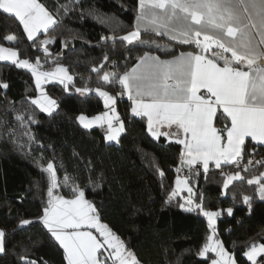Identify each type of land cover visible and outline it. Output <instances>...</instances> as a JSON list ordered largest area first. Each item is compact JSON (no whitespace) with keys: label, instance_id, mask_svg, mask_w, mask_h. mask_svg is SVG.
Returning a JSON list of instances; mask_svg holds the SVG:
<instances>
[{"label":"snow or ice","instance_id":"snow-or-ice-1","mask_svg":"<svg viewBox=\"0 0 264 264\" xmlns=\"http://www.w3.org/2000/svg\"><path fill=\"white\" fill-rule=\"evenodd\" d=\"M61 10L67 13L68 8L59 5L50 10L40 0H0V12L14 17L22 25L27 40L42 50L45 57L44 61L40 56L34 61L21 58L22 52L17 48L0 45V61L30 71L39 95L27 97L26 103L49 116L58 111L59 102L43 86L59 83L71 95L70 85L76 79L59 58L48 60L51 56L48 46L56 43L55 36L36 43L41 34L55 31L61 25ZM135 11L130 31L119 36H102L101 40L111 41L114 46L119 41L128 46V52L141 45L149 50L122 73L104 71L110 60L107 53L99 64H93L90 72L97 74L103 85L118 84L122 91L114 95L104 87H76L74 91L81 97L98 95L106 109L91 117L81 113L76 120L87 130L94 126L105 128L104 140L119 143L126 127L117 110V99L127 95L131 117L146 119V131L155 141L163 139L181 146V167L175 171L187 169L189 174L177 175L168 200L180 198L181 209L197 211L206 218L207 234L197 252L198 258L205 264H237L236 255L225 247L217 227L218 219L225 212L232 216L234 209L206 208L204 194L195 186L198 181L194 178L202 170L207 179L211 166L222 177V195L240 183L254 186L258 198L264 201V170L256 172L258 168L264 169V156L257 159L259 153L255 148L252 151L247 148L249 141L264 146V0H137ZM142 33H152L167 38L177 47L193 50L177 52L175 47L142 39ZM4 39L18 42L14 34ZM62 43L67 47V40ZM156 51H163L170 58H162ZM46 63L54 66L45 70ZM8 87L0 82V88ZM7 103L25 129L23 135L34 140L27 128L35 123L31 111L17 110L14 102ZM221 117L222 126L217 127ZM9 124L0 120V127L14 136L16 130ZM43 171L48 173V186L40 214L21 219L18 227L40 224L63 250L66 264H142L121 236L102 221L101 211L86 198L83 188L65 174L63 186L70 181L73 184L72 196L68 198L59 192L62 184L54 162L49 161ZM158 173L161 177L165 175L162 169ZM252 200V196L242 195L249 215ZM7 236L6 230L0 228V254L5 256L10 252ZM22 247L24 251L17 253V264H47L43 258H31L28 249ZM242 256L249 264H264V241L247 243Z\"/></svg>","mask_w":264,"mask_h":264},{"label":"trees","instance_id":"trees-1","mask_svg":"<svg viewBox=\"0 0 264 264\" xmlns=\"http://www.w3.org/2000/svg\"><path fill=\"white\" fill-rule=\"evenodd\" d=\"M50 10L59 5L68 8L60 11L61 25L55 31L41 34L39 42L55 36L56 43L49 45L51 56L69 66L76 76L69 95L59 83H48L46 93L59 102V109L49 116L35 106L26 103L29 96L38 95L30 71L19 69L11 62L0 61V82L9 85L0 88V120L10 122L15 135L0 127V228L6 230L8 255L0 254V264H17V253L28 249L31 258H43L47 264H66L63 250L54 243L40 224L18 227L21 219L35 218L40 214L46 199L48 173L43 171L49 161L57 168L58 180L62 184L59 192L71 198L73 184L63 186L67 174L76 185L85 190L86 198L93 201L106 222L128 247L134 251L142 264H205L197 252L207 234L206 218L197 211L188 212L179 207L180 198L168 200L177 175H188L182 171L179 152L181 146L168 144L161 139L155 141L146 131V119L132 118L131 101L123 96L117 99V110L125 120L126 132L120 142H106L105 128L84 129L76 120L83 113L89 117L106 109L103 99L95 93L81 97L76 87H104L116 94L122 91L118 84L103 85L97 74L91 73L93 64H99L103 55L110 57L104 71L128 70L146 46H137L127 51L126 45L101 40L102 36H119L131 30L135 20L137 0H40ZM91 12V14H90ZM14 34L18 42H8L7 35ZM144 40H156L161 45L175 47L176 51H191L187 46L177 47L167 38L152 33H142ZM67 40V47L63 41ZM0 43L15 47L22 52L21 58L44 61L42 50L34 48L23 32L22 25L14 18L0 12ZM168 58L163 51H156ZM115 62V63H112ZM46 63L44 68L53 67ZM103 73L101 72V75ZM7 101L14 102L17 110H30L35 123L27 126L30 135H23L24 128L15 119ZM10 113V114H6ZM28 112H25L27 115ZM223 118L217 121L222 126ZM248 151L256 148L264 154V146L251 141ZM158 169L165 173L161 177ZM225 168V171H232ZM264 169H256V172ZM195 185L205 197V207L213 210L232 207L234 213L226 212L218 219L217 227L225 247L233 251L238 264H249L242 256L245 245L255 240L264 241V201L258 198L254 186L236 183L227 195H222V177L219 170L210 166L207 179L201 170ZM186 195V193H185ZM233 195L236 196L235 201ZM242 195L253 197L252 211L242 203Z\"/></svg>","mask_w":264,"mask_h":264},{"label":"built area","instance_id":"built-area-1","mask_svg":"<svg viewBox=\"0 0 264 264\" xmlns=\"http://www.w3.org/2000/svg\"><path fill=\"white\" fill-rule=\"evenodd\" d=\"M253 149H254V148H253ZM253 149H251V151H252ZM255 150L257 151L256 148H255ZM257 152H258V151H257ZM260 156H264V154H259L256 158L259 159ZM185 173H186V170H183V171H182V174H185Z\"/></svg>","mask_w":264,"mask_h":264},{"label":"crops","instance_id":"crops-1","mask_svg":"<svg viewBox=\"0 0 264 264\" xmlns=\"http://www.w3.org/2000/svg\"><path fill=\"white\" fill-rule=\"evenodd\" d=\"M155 54H157V53H155ZM158 55V54H157ZM163 58V57H162ZM168 58H170V57H168ZM125 97H127V95H124ZM128 98V97H127ZM217 127H219L218 125H216ZM95 127V126H94ZM97 127H99V126H97ZM100 128H102V127H100ZM251 143H253V144H255L254 142H251ZM255 145H258V144H255ZM258 146H261V145H258Z\"/></svg>","mask_w":264,"mask_h":264},{"label":"rangeland","instance_id":"rangeland-1","mask_svg":"<svg viewBox=\"0 0 264 264\" xmlns=\"http://www.w3.org/2000/svg\"><path fill=\"white\" fill-rule=\"evenodd\" d=\"M0 45H2V46H4L3 44H1L0 43ZM4 47H7V46H4ZM45 70H47L46 68H45ZM38 95H39V93H38ZM106 111V110H105ZM88 199V198H87ZM211 210H213V209H211ZM103 221V220H102ZM104 222V221H103ZM104 223H106V222H104ZM237 264H238V262H237Z\"/></svg>","mask_w":264,"mask_h":264}]
</instances>
